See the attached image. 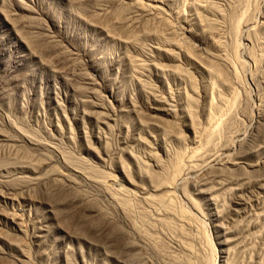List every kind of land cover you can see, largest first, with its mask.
<instances>
[{"label":"rangeland","instance_id":"1","mask_svg":"<svg viewBox=\"0 0 264 264\" xmlns=\"http://www.w3.org/2000/svg\"><path fill=\"white\" fill-rule=\"evenodd\" d=\"M0 264H264V0H0Z\"/></svg>","mask_w":264,"mask_h":264}]
</instances>
